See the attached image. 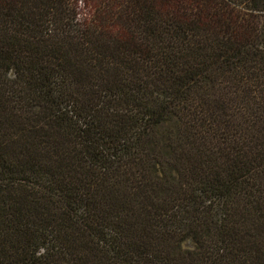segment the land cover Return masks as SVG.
<instances>
[{"label":"trees","instance_id":"16d2710c","mask_svg":"<svg viewBox=\"0 0 264 264\" xmlns=\"http://www.w3.org/2000/svg\"><path fill=\"white\" fill-rule=\"evenodd\" d=\"M0 264H264V0H0Z\"/></svg>","mask_w":264,"mask_h":264},{"label":"rangeland","instance_id":"374dc122","mask_svg":"<svg viewBox=\"0 0 264 264\" xmlns=\"http://www.w3.org/2000/svg\"><path fill=\"white\" fill-rule=\"evenodd\" d=\"M183 246L186 247V248H191L192 247V242L187 240L183 243Z\"/></svg>","mask_w":264,"mask_h":264}]
</instances>
